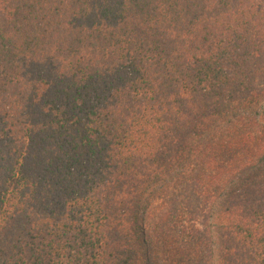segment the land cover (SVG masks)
<instances>
[{
    "label": "trees",
    "instance_id": "obj_1",
    "mask_svg": "<svg viewBox=\"0 0 264 264\" xmlns=\"http://www.w3.org/2000/svg\"><path fill=\"white\" fill-rule=\"evenodd\" d=\"M0 264H264V0H0Z\"/></svg>",
    "mask_w": 264,
    "mask_h": 264
}]
</instances>
